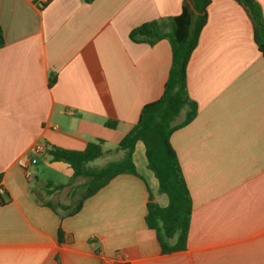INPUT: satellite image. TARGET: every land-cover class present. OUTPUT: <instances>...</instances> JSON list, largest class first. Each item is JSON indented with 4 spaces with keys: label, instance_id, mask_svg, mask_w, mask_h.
<instances>
[{
    "label": "crops",
    "instance_id": "crops-1",
    "mask_svg": "<svg viewBox=\"0 0 264 264\" xmlns=\"http://www.w3.org/2000/svg\"><path fill=\"white\" fill-rule=\"evenodd\" d=\"M184 1L0 0V264H110L117 252L129 264H264V61L233 0L207 8L187 65L197 116L170 137L191 198L184 250L162 254L145 225L146 185L159 206L167 200L140 143L133 159L144 181L117 176L72 216L66 195L85 181L59 184L36 168L54 148L102 141L114 151L171 67L167 40L149 46L129 33L177 16Z\"/></svg>",
    "mask_w": 264,
    "mask_h": 264
},
{
    "label": "trees",
    "instance_id": "trees-1",
    "mask_svg": "<svg viewBox=\"0 0 264 264\" xmlns=\"http://www.w3.org/2000/svg\"><path fill=\"white\" fill-rule=\"evenodd\" d=\"M90 3L93 0H84ZM245 11L251 26L253 41L264 61V18L260 5L255 0H233ZM211 0H185L177 16L142 23L132 29L129 39L135 43L153 46L160 40H167L171 47V67L164 83L161 97L144 105L137 123L124 135L114 151L121 157L102 167L91 165L106 153L102 141L88 143L81 151L50 149L46 152L53 163H64L72 172V180L83 179L78 186L81 195L69 215L78 213L83 202L105 187L111 180L121 175L144 179L137 173L134 164L136 145L144 149L146 168L153 174L158 194L166 197L164 207L154 202L147 187L146 215L147 228L155 231L162 254H170L185 249L191 214V198L187 189L177 156L170 144L171 135L191 123L197 116V105L190 98L187 88V65L198 44L201 30L207 22V8ZM41 7L45 4L41 3ZM4 45L0 26V49ZM55 81L50 78L49 86ZM184 112L182 121L177 122ZM115 128L117 122L109 120L105 124ZM71 180V182H72ZM70 182V183H71ZM60 191L65 185H53ZM0 203L3 201L0 199ZM62 231L58 230L61 242Z\"/></svg>",
    "mask_w": 264,
    "mask_h": 264
},
{
    "label": "rangeland",
    "instance_id": "rangeland-1",
    "mask_svg": "<svg viewBox=\"0 0 264 264\" xmlns=\"http://www.w3.org/2000/svg\"><path fill=\"white\" fill-rule=\"evenodd\" d=\"M183 118H184V112H182L179 115V117L177 118V121L180 122L183 120ZM120 157H121V153L112 151V152L106 153L102 158L94 161L92 164L97 167H102L106 163L110 161H115L119 159ZM45 158H47L46 154L44 155V157L40 158V160L38 161V165L36 167L39 170V173H41V175L43 174L47 176L48 178H50L52 181L57 182L59 184H68L71 182L72 172L67 164L49 163L45 160ZM81 182H82L81 179L76 178V180L73 181V184L71 185L75 186ZM73 192H74L73 193L74 197L69 196L70 192H68L66 197H69V198L67 199L68 201H65L70 206L71 209L75 206L76 201L79 199L82 193L81 190H77V189H75ZM64 195L65 193H63L61 196L64 198Z\"/></svg>",
    "mask_w": 264,
    "mask_h": 264
},
{
    "label": "built area",
    "instance_id": "built-area-1",
    "mask_svg": "<svg viewBox=\"0 0 264 264\" xmlns=\"http://www.w3.org/2000/svg\"><path fill=\"white\" fill-rule=\"evenodd\" d=\"M44 1H47V0H44ZM42 152H43V147L41 145H35V147L33 148V151H32V153L34 155H40ZM18 165L21 166L24 169V177H25V179L27 181H31L32 175L26 169L27 161L19 160L18 161ZM1 194H3V189L0 186V195ZM110 264H129V262H128V260L126 259V257L122 253L117 252Z\"/></svg>",
    "mask_w": 264,
    "mask_h": 264
}]
</instances>
